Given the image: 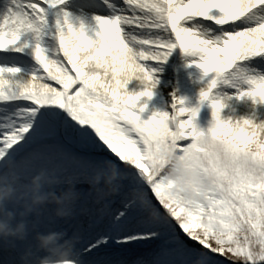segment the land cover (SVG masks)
Instances as JSON below:
<instances>
[{"label": "snow or ice", "instance_id": "1", "mask_svg": "<svg viewBox=\"0 0 264 264\" xmlns=\"http://www.w3.org/2000/svg\"><path fill=\"white\" fill-rule=\"evenodd\" d=\"M177 50L212 78L145 118ZM37 178L63 204L0 264H264V0H0V181Z\"/></svg>", "mask_w": 264, "mask_h": 264}, {"label": "bare ground", "instance_id": "2", "mask_svg": "<svg viewBox=\"0 0 264 264\" xmlns=\"http://www.w3.org/2000/svg\"><path fill=\"white\" fill-rule=\"evenodd\" d=\"M183 57H185V55ZM186 58L189 59L187 61L188 63L186 61H184L183 63V60H179L177 69L174 72L171 71V77H170L171 81L168 82V87L166 90L168 93L170 106L174 103V100L177 99L178 91H183L185 89L189 91H200L201 88L205 86V81H206L205 77L207 76H205L203 71L192 62V59L190 57H186ZM159 66L160 67L158 68L157 73H163L162 71L168 69V65L164 64ZM223 79H233L235 81V77H230L227 74H225L222 80ZM160 86L161 85L159 84L155 89V91H159L158 89L160 88ZM15 182L18 183L17 181ZM7 189H10L11 194L8 196L7 204L4 207L0 206L1 207L0 210H2L0 213V225L5 224L3 230L9 232V228H11L12 226L20 228L21 226H24L26 224V222L23 221L24 219L21 217L14 222L9 221L8 217L9 214L10 216H12L11 213L17 211L19 206H24L26 202L30 203L31 196H26L23 189H19L18 187L12 186V187H8ZM60 196L62 197V194ZM25 197H28L29 199L26 201ZM28 226L30 225L28 224ZM50 234L51 232L45 233L43 238L36 241L37 242L36 249L38 252L42 253L39 259V263L40 264H72V252H73L72 243L69 246V248L64 252L68 260L62 262L61 261L57 262V260L54 261L56 256L64 253H62L63 249H61L60 251H56L54 254H49V251L50 250L52 251L54 246H56L53 239H51ZM14 241H21V240H14ZM134 258H142V256L140 254H136Z\"/></svg>", "mask_w": 264, "mask_h": 264}, {"label": "rangeland", "instance_id": "3", "mask_svg": "<svg viewBox=\"0 0 264 264\" xmlns=\"http://www.w3.org/2000/svg\"><path fill=\"white\" fill-rule=\"evenodd\" d=\"M183 56H184L183 53L181 51L177 50L175 52V54L173 56H171L169 58L168 62L165 64V65H168V69H165V71H162L163 73H157V78L159 79V81H160L159 84L161 86L158 89L159 91H155L154 92L153 98L149 101L148 109L144 113V117L145 118H148L153 111H171L172 110L171 106H170L168 93H167L166 90H167V87H168V82L171 81L170 80L171 79L170 78L171 77V71L174 72L177 69L179 60H183V63H184V61L187 62L189 60L188 58H186V56L185 57H183ZM152 67L156 68L158 70V68L160 66L159 65H152ZM168 72H169V74H168ZM211 78L212 77H210V76L205 77V80H206L205 84H207L208 81ZM199 93H200V91H189V90L185 89L183 91H178L177 92V99H184L188 104L195 105L198 102ZM141 103H143V101ZM208 115H209V109L207 107H205L203 109V111L201 112V123L204 124L205 126H206V118L208 117ZM102 175H103V179L106 182L107 181H111L112 183H115L117 181V179H118V177L114 173H112L111 171L105 172ZM4 181H0V198H1V201H4V199H6V197H7V194H6L7 191H5L3 189ZM11 182H13V181L11 180ZM43 183H44V181L42 179H40V181H38L37 183H34L32 189H31V192L33 193L34 190L38 186L41 187L43 185ZM23 210L24 209L22 208L21 210L16 212L10 218H16V216L18 214L21 215L22 214L21 211H23ZM27 217H29V216L27 215ZM57 234H58V237L63 235L61 233L55 232V235H57ZM60 241H61L60 245L63 246L65 244H67L69 240H67L65 237H63V238H61ZM145 251H146V249H140V250L137 251L136 254H140L142 256V258H143ZM67 260L68 259H67V256H66L65 260H63V261H67Z\"/></svg>", "mask_w": 264, "mask_h": 264}, {"label": "clouds", "instance_id": "4", "mask_svg": "<svg viewBox=\"0 0 264 264\" xmlns=\"http://www.w3.org/2000/svg\"><path fill=\"white\" fill-rule=\"evenodd\" d=\"M28 199V197H25L26 201ZM30 201V203L26 202L24 204V214L26 216L32 214H41L43 210L50 206H56L59 208L63 204V199L60 195H57L53 191L42 193V189L39 186L34 190V194L30 198ZM60 215L61 218H63L62 214Z\"/></svg>", "mask_w": 264, "mask_h": 264}]
</instances>
